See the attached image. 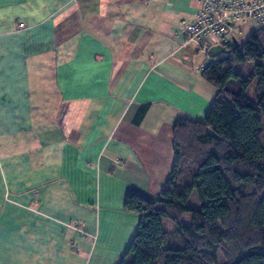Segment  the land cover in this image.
<instances>
[{"label": "crops", "instance_id": "0c3cea01", "mask_svg": "<svg viewBox=\"0 0 264 264\" xmlns=\"http://www.w3.org/2000/svg\"><path fill=\"white\" fill-rule=\"evenodd\" d=\"M198 11L0 0V264L121 263L140 224L125 197L157 200L176 123L204 120L218 96L182 27Z\"/></svg>", "mask_w": 264, "mask_h": 264}, {"label": "trees", "instance_id": "16d2710c", "mask_svg": "<svg viewBox=\"0 0 264 264\" xmlns=\"http://www.w3.org/2000/svg\"><path fill=\"white\" fill-rule=\"evenodd\" d=\"M226 49L202 72L218 91L205 119L174 127L166 188L154 202L125 197L140 224L120 264H264V28ZM253 83L258 94L250 101ZM194 194L200 209L190 205Z\"/></svg>", "mask_w": 264, "mask_h": 264}, {"label": "built area", "instance_id": "2783aa9c", "mask_svg": "<svg viewBox=\"0 0 264 264\" xmlns=\"http://www.w3.org/2000/svg\"><path fill=\"white\" fill-rule=\"evenodd\" d=\"M199 5L195 20L182 27L207 56L212 47L226 48L241 35L239 22L264 28V0H199Z\"/></svg>", "mask_w": 264, "mask_h": 264}, {"label": "rangeland", "instance_id": "374dc122", "mask_svg": "<svg viewBox=\"0 0 264 264\" xmlns=\"http://www.w3.org/2000/svg\"><path fill=\"white\" fill-rule=\"evenodd\" d=\"M199 9H200V5H199ZM238 25L241 26L242 23L239 22ZM253 27H254V26H251V27H249L248 29L245 28V31H246V32H244V35H243V36H240V37H236L235 39H236L237 41H239L240 43L244 42L246 39H248V37H249V34H248V33H250V30H251ZM257 27H258V26H257ZM258 28H260V27H258ZM237 38H238V39H237ZM233 39H234V38H233ZM220 57H221V56H220ZM222 57H223V56H222ZM216 59H217V58H216ZM216 59H214V62H215ZM209 62H210V61H209ZM257 94H258V91H257V85H256V83H253V84L251 85L249 91H248V98H249V100H250V101H255ZM226 102H227V104L232 105V102H231L230 100H227ZM190 205H191L193 208H195V209H200V204H199V201H198V198H197V195H196V194H194V195L192 196V198H191V204H190ZM185 221H186L187 223H190V222H191V215H189V214L186 215V216H185ZM163 225H164V227L166 228L167 231H172V230H174V228H175L174 224L171 223L170 221H163Z\"/></svg>", "mask_w": 264, "mask_h": 264}, {"label": "water", "instance_id": "95a60500", "mask_svg": "<svg viewBox=\"0 0 264 264\" xmlns=\"http://www.w3.org/2000/svg\"><path fill=\"white\" fill-rule=\"evenodd\" d=\"M233 43L239 47V43L238 41L234 38L233 39ZM228 51L225 47H222V46H214L212 47L209 52H208V56L210 58V62H208V65L207 66H210L213 64L214 62V59L220 57V56H223V55H227Z\"/></svg>", "mask_w": 264, "mask_h": 264}]
</instances>
